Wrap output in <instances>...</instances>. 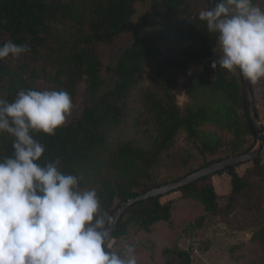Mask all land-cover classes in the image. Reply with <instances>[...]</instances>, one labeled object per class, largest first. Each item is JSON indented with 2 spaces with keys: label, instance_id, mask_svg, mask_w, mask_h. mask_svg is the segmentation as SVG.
Returning <instances> with one entry per match:
<instances>
[{
  "label": "trees",
  "instance_id": "16d2710c",
  "mask_svg": "<svg viewBox=\"0 0 264 264\" xmlns=\"http://www.w3.org/2000/svg\"><path fill=\"white\" fill-rule=\"evenodd\" d=\"M148 1L154 5V23L135 25V5ZM188 10L186 0H75L69 3L57 0H0V46L8 41L17 45L26 43L30 48L27 54L33 59L47 61L51 67V72L46 73L26 65L21 67L20 73L13 74L9 61L12 56L0 60V100L13 102L19 91L29 90L28 83L40 79L50 84L49 91L69 93L73 107L80 84L83 83L87 91L95 96L79 117L63 124L54 135L41 132L30 134L45 149L37 163L44 166L48 162L59 161L61 173L77 177L80 189L96 190L100 213H106L107 217H111L125 200L177 182L221 161H206L171 180L156 181L150 170L158 163L160 155L172 147L179 134L184 135L187 145L199 151L203 160L208 152H216L220 146L219 142H204L203 124H211L233 134V139L225 148V159L243 155L255 145L256 140L249 130L244 112L238 71L236 75L222 71L215 74L210 90L219 97L221 106L199 105L183 112L175 104L173 91L177 75L185 72L189 64L208 59L213 48L218 47L217 34L210 33L206 22L197 15L188 14ZM129 29L133 42L123 49L114 68L106 69L112 74V84L100 92L101 62L95 52L96 46L113 43ZM187 40H191L192 47L182 52V61L169 59L168 54L161 50L164 42L173 47ZM158 59L163 63H159V70L151 81L155 91L146 90L141 95L144 110L147 108L157 136L151 149H143L132 140L122 139L121 129L130 119L138 124L139 113L132 115L130 101L145 69ZM251 93L259 121L258 103L264 104V101L254 100L252 82ZM13 141L14 137L9 133L0 132V162L12 156ZM183 161L188 164L187 159ZM245 164H251L255 172L262 168L260 156L242 165ZM236 167L204 177L172 193H179L181 200L198 203L206 214H215L219 211V197L213 190L212 179L226 173L231 185L226 210H230L233 197L243 194L249 187V182L235 171ZM163 198H149L127 208L108 244L126 237L130 230L150 233L152 227L160 222L170 224L173 201H163ZM252 240L258 241L264 250V228L260 230V236H253ZM106 250L110 251L108 247ZM178 254L189 262L187 252L178 251Z\"/></svg>",
  "mask_w": 264,
  "mask_h": 264
},
{
  "label": "clouds",
  "instance_id": "9594fccd",
  "mask_svg": "<svg viewBox=\"0 0 264 264\" xmlns=\"http://www.w3.org/2000/svg\"><path fill=\"white\" fill-rule=\"evenodd\" d=\"M199 19L217 34L214 72L264 79V9L254 0H217ZM29 51L26 43L8 41L0 60ZM72 107L63 90H21L11 103L0 100V132L14 137L12 156L0 162V264H137L133 245L120 254L106 250L111 218L100 213L96 190H81L59 161L37 163L45 149L30 133L54 135Z\"/></svg>",
  "mask_w": 264,
  "mask_h": 264
},
{
  "label": "rangeland",
  "instance_id": "374dc122",
  "mask_svg": "<svg viewBox=\"0 0 264 264\" xmlns=\"http://www.w3.org/2000/svg\"><path fill=\"white\" fill-rule=\"evenodd\" d=\"M57 1L69 3L75 0ZM186 3L189 6L188 14L191 16H199L201 11L209 9L208 0H186ZM255 4L264 9V0H255ZM153 6L150 1L135 5L136 13L133 23L135 25H143L146 22L153 24L155 21ZM132 38V31L129 29L114 39L113 43L96 46L95 52L101 62L100 92L108 89L112 84V74L106 69L114 68L123 49L133 42ZM190 47H192L191 40L173 47L166 42L161 44V50L173 61H182V52ZM215 49L219 55V47ZM214 59L212 52L208 59L195 62L193 65L189 64L185 72L177 75L173 93L175 104L183 112L185 109H193L199 105L221 106L219 97L214 96L210 90L215 74L218 71L229 75L234 74L219 69L214 72L211 68ZM9 61L13 74L20 73L21 67L26 65H31L30 67L36 71L51 72L47 61L41 58L33 59L27 53L19 58L11 57ZM159 63H163L161 59L155 60L145 69L130 101L132 115L136 116L139 113L138 124L135 125V122L130 119L126 127L121 129L122 139L132 140L136 146L143 149H151L157 133L147 108L144 110L141 95L146 90L155 91L151 81L159 70ZM28 86L29 90L41 92L50 89V84L42 79L28 83ZM2 87L5 88V85ZM253 91L254 100L263 102L264 79L253 83ZM77 92L74 107L67 115L64 125L73 118L79 117L83 108L90 104L92 98H95L91 92L87 91L83 83L78 86ZM160 96L163 97L161 94ZM258 109L259 123L263 127L264 136V104L258 103ZM201 131L204 133L202 139L205 143H220L218 151L208 152L203 160L199 151L187 145L184 142V135L179 134L172 147L160 155L158 163L151 168L150 174L153 179L162 183L197 168L206 161L225 159V148L233 139V134L211 124L201 125ZM259 156L262 168L258 172L252 170L251 164L236 167L235 171L249 182V187L243 194L233 197L230 210H226L231 192L230 178L223 173L212 179L213 190L219 197L217 213L206 214L198 203L181 200L177 192L169 193L162 200L173 201L170 224L160 222L152 227L150 233L130 230L126 237L109 242L110 251L120 254L126 245H133L136 249L137 264H264V250L258 241L252 240L253 236H260V230L264 228V147ZM183 159H187L188 164L185 165L186 161ZM200 218L203 220L200 221ZM178 251L187 252L189 262L186 261L187 258L179 255ZM184 260L186 263L183 262Z\"/></svg>",
  "mask_w": 264,
  "mask_h": 264
},
{
  "label": "water",
  "instance_id": "95a60500",
  "mask_svg": "<svg viewBox=\"0 0 264 264\" xmlns=\"http://www.w3.org/2000/svg\"><path fill=\"white\" fill-rule=\"evenodd\" d=\"M209 2V8H214L216 6L217 0H208ZM241 84H242V94L244 99V105H245V114L248 121L249 130L252 134V136L255 138L256 142L254 147L247 153L235 157H230L227 159H223L219 162L210 164L197 172H194L190 174L189 176L174 182L169 183L166 185H163L159 188H154L150 191H147L137 197H134L132 199L125 200L121 202L118 207L115 209L113 214L111 215V222H107L106 228L109 232V235L111 237L112 232L114 231L116 224L120 217L125 213L127 208H129L131 205L147 200L149 198L158 197V196H165L169 193H172L173 191H176L184 186H187L195 181H198L204 177L212 176L218 172L224 171L230 167H236L238 165H242L247 162H251L254 159H256L262 152L264 147V136H263V129L256 117L254 104H253V97L251 93V82L246 80L241 75ZM108 243V241H107Z\"/></svg>",
  "mask_w": 264,
  "mask_h": 264
}]
</instances>
